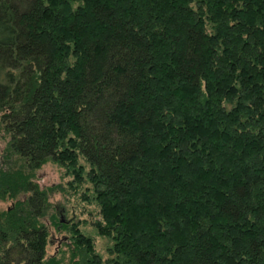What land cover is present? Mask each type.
Masks as SVG:
<instances>
[{
	"label": "trees",
	"instance_id": "16d2710c",
	"mask_svg": "<svg viewBox=\"0 0 264 264\" xmlns=\"http://www.w3.org/2000/svg\"><path fill=\"white\" fill-rule=\"evenodd\" d=\"M0 114L31 171L0 174L29 194L0 264H62L48 161L93 185L107 264H264V0H0ZM76 233L72 264H105Z\"/></svg>",
	"mask_w": 264,
	"mask_h": 264
},
{
	"label": "rangeland",
	"instance_id": "374dc122",
	"mask_svg": "<svg viewBox=\"0 0 264 264\" xmlns=\"http://www.w3.org/2000/svg\"><path fill=\"white\" fill-rule=\"evenodd\" d=\"M10 140L11 136L6 133L0 114V174L8 168L20 171L24 176L31 173L25 166V160L20 156L13 155L10 151ZM79 165L86 166L87 176L90 166L81 157ZM68 172L69 170L65 166L48 161L40 169L32 171L30 176V179L32 178L31 180L47 193V216L43 220L49 226L46 254L48 257L58 255L62 259V264H72L71 258L75 249L73 241H75L76 232L80 231L82 235L91 237L96 252L107 264L106 262L112 257L109 249L114 244V240L100 235L97 229L96 224L101 220V215L100 207L89 198L93 197V185L87 180L82 186H79L77 181L74 182V175ZM28 195L21 193L16 199L10 197L6 199L0 193V212H9L11 208L15 207L18 199ZM55 218L59 221L58 225L53 220ZM78 260L79 257H76L75 261Z\"/></svg>",
	"mask_w": 264,
	"mask_h": 264
}]
</instances>
